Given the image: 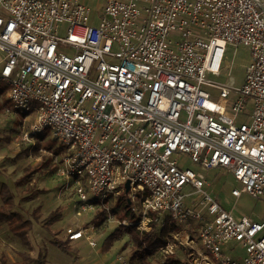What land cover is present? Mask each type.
Instances as JSON below:
<instances>
[{
  "label": "built area",
  "instance_id": "1",
  "mask_svg": "<svg viewBox=\"0 0 264 264\" xmlns=\"http://www.w3.org/2000/svg\"><path fill=\"white\" fill-rule=\"evenodd\" d=\"M101 1L94 26L82 0H0V81L15 111L34 117L23 139L50 129L68 145L58 176L75 179L79 216L126 194L129 183L143 228L135 218L124 227H149L150 215L200 223L194 264H264V212L235 217L205 191V177L176 159L184 153L225 169L244 191L233 198L264 201V0ZM229 44L251 55L242 88L207 79L220 75ZM247 108L249 121L237 123ZM188 183L202 195L194 207L181 194ZM94 232L76 226L66 235L95 248ZM233 241L244 256L223 251Z\"/></svg>",
  "mask_w": 264,
  "mask_h": 264
},
{
  "label": "rangeland",
  "instance_id": "2",
  "mask_svg": "<svg viewBox=\"0 0 264 264\" xmlns=\"http://www.w3.org/2000/svg\"><path fill=\"white\" fill-rule=\"evenodd\" d=\"M82 1L91 7L93 25L98 26L100 19L97 14L103 2ZM59 35L66 37V24L61 26ZM250 57L246 47L229 44L220 75L209 74L207 79L218 85L242 88ZM1 70L2 66L0 73ZM208 90L214 96L213 99L217 100L219 92L215 89ZM7 92V84L0 81V207L4 204L5 194L2 190L7 187L13 198L11 212L30 221L32 228L29 233L30 248L23 244L6 223H0V258L3 256L9 264L22 262L24 254L35 261H45V264H164L170 258L177 260L179 264L195 263L202 252L196 235L200 223L196 222L179 226V231H174L167 238V247L170 246L173 253L168 254L166 247L154 256L141 260V255L145 251H138L127 231L114 241L110 251L103 253L102 247L106 239L117 229L124 227L122 222H130L135 218L134 222L140 223L143 228L140 215L132 213L128 196L123 193L111 196L105 201V205H99L95 212L82 213L79 216L76 210L79 197L76 195L75 179L67 180L58 176V170L66 168L63 159L68 145L55 140L50 129L36 134L31 142L25 141L24 132L31 127L34 117L31 116L28 121L23 114L16 112L13 102L7 97ZM250 116L251 110L247 108L246 112L238 116L237 123L248 122ZM176 159L180 168L190 169L195 174L205 177L209 184L205 191L235 217L248 215L261 217L263 214V200L246 193L239 199L232 197L233 190L243 191V188L227 170L222 168L207 170L194 163L190 155L184 153L177 155ZM181 194L189 206L194 207L202 201V195L190 183L183 187ZM94 198L91 194V199ZM52 212H59L62 216L49 225L51 217L49 220L48 217ZM203 215L206 216L207 211H203ZM150 216L152 221L157 218L154 215ZM164 216L161 217V222L150 223L145 230L137 229L138 232L159 234L163 228ZM92 225L96 228L93 239L97 242V247H91L86 242L79 246V243L68 241L66 235L68 228ZM186 234L191 235L193 240L189 245L185 243ZM190 246L194 247L193 251ZM223 251L233 258L245 255V250L235 241L223 246Z\"/></svg>",
  "mask_w": 264,
  "mask_h": 264
},
{
  "label": "trees",
  "instance_id": "3",
  "mask_svg": "<svg viewBox=\"0 0 264 264\" xmlns=\"http://www.w3.org/2000/svg\"><path fill=\"white\" fill-rule=\"evenodd\" d=\"M2 192L4 204L0 207V223H6L10 230L18 236L24 245H28L31 248L29 233L31 230V222L26 221L21 215L11 212L12 211V200L10 192L7 187L3 188ZM59 212H52L49 217V225H51L54 221L58 220L62 215ZM169 219L165 218L163 221V228L160 230L159 234H155L153 232L149 233H140L138 232L136 227H120L117 229L112 235H110L105 243L103 244L102 251L103 253H107L110 251L114 241L119 239L124 231L129 233L134 241V244L139 249L138 251H145L141 255V260L145 259L149 256H154L161 249H165L168 245L167 238L170 237V234L174 231H179V226L172 225L169 223ZM154 223V220L152 224ZM0 264H9L3 256L0 258ZM15 264H45V261H35L30 258L27 254H24V258L22 262H18ZM164 264H179L177 260L170 258L164 262Z\"/></svg>",
  "mask_w": 264,
  "mask_h": 264
},
{
  "label": "crops",
  "instance_id": "4",
  "mask_svg": "<svg viewBox=\"0 0 264 264\" xmlns=\"http://www.w3.org/2000/svg\"><path fill=\"white\" fill-rule=\"evenodd\" d=\"M231 212V211H230ZM232 213V212H231ZM82 242H86L85 240H80V241H76V242H71V243H79L80 245L79 246H82L83 245V243ZM71 243H69V244H71ZM87 243V242H86ZM82 244V245H81ZM18 263V262H17ZM15 264V263H14Z\"/></svg>",
  "mask_w": 264,
  "mask_h": 264
},
{
  "label": "water",
  "instance_id": "5",
  "mask_svg": "<svg viewBox=\"0 0 264 264\" xmlns=\"http://www.w3.org/2000/svg\"><path fill=\"white\" fill-rule=\"evenodd\" d=\"M130 186L129 183L126 185V194L129 192Z\"/></svg>",
  "mask_w": 264,
  "mask_h": 264
}]
</instances>
